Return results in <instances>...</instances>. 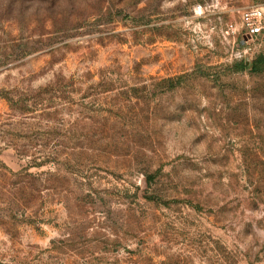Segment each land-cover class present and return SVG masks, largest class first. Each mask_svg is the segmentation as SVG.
<instances>
[{
	"label": "rangeland",
	"instance_id": "1",
	"mask_svg": "<svg viewBox=\"0 0 264 264\" xmlns=\"http://www.w3.org/2000/svg\"><path fill=\"white\" fill-rule=\"evenodd\" d=\"M250 6L0 0V264H264Z\"/></svg>",
	"mask_w": 264,
	"mask_h": 264
},
{
	"label": "built area",
	"instance_id": "2",
	"mask_svg": "<svg viewBox=\"0 0 264 264\" xmlns=\"http://www.w3.org/2000/svg\"><path fill=\"white\" fill-rule=\"evenodd\" d=\"M241 21L246 36L254 37L260 35L264 30V8L261 6H250L241 12ZM230 29H235L230 24Z\"/></svg>",
	"mask_w": 264,
	"mask_h": 264
},
{
	"label": "trees",
	"instance_id": "3",
	"mask_svg": "<svg viewBox=\"0 0 264 264\" xmlns=\"http://www.w3.org/2000/svg\"><path fill=\"white\" fill-rule=\"evenodd\" d=\"M261 61V58H258V59H256L255 61H254V64H253V67H252V69L255 71V72H261V70H262V65H263V63H261L260 62ZM244 67H246L245 66V64L243 63V65H242V68H244ZM140 242L143 240V238L142 237H139V238H137ZM65 244H66V240H65V242H64ZM85 247H87V246H85V245H83V248H85ZM89 247V246H88ZM125 251L127 252V254H130V255H133V256H131L132 258V260H131V262L132 263H134V264H139V261L141 260L140 259V255L139 254H142L141 252H143V250L141 249V248H138L137 249V251H134V250H131L129 247H127V246H125ZM98 253V252H97ZM96 252L94 253V252H88L87 253V255H85V256H80L82 259H83V262L85 263V264H91L92 262H91V259H96V258H100V254H99V256H97L96 257V254H97ZM137 256H138V258H137Z\"/></svg>",
	"mask_w": 264,
	"mask_h": 264
}]
</instances>
